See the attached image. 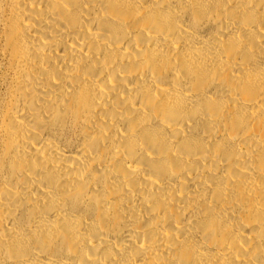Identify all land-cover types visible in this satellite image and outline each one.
I'll use <instances>...</instances> for the list:
<instances>
[{"label":"bare ground","instance_id":"6f19581e","mask_svg":"<svg viewBox=\"0 0 264 264\" xmlns=\"http://www.w3.org/2000/svg\"><path fill=\"white\" fill-rule=\"evenodd\" d=\"M0 264H264V0H0Z\"/></svg>","mask_w":264,"mask_h":264}]
</instances>
